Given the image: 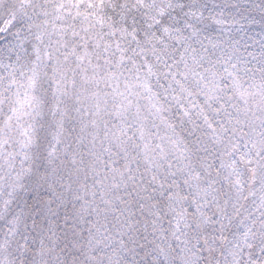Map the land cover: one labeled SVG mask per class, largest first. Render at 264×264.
Instances as JSON below:
<instances>
[{
	"label": "snow or ice",
	"instance_id": "snow-or-ice-1",
	"mask_svg": "<svg viewBox=\"0 0 264 264\" xmlns=\"http://www.w3.org/2000/svg\"><path fill=\"white\" fill-rule=\"evenodd\" d=\"M0 34V264H264V0H0Z\"/></svg>",
	"mask_w": 264,
	"mask_h": 264
},
{
	"label": "trees",
	"instance_id": "trees-1",
	"mask_svg": "<svg viewBox=\"0 0 264 264\" xmlns=\"http://www.w3.org/2000/svg\"><path fill=\"white\" fill-rule=\"evenodd\" d=\"M242 2H243V0H242ZM12 31H15V29H13ZM254 32H255V33H259V28H258V26L255 27ZM0 35H2V34H0ZM256 38L258 39L259 36L257 35ZM8 39H12V37L9 36ZM249 51H252V49L250 48ZM25 195H26V197H27V194H25Z\"/></svg>",
	"mask_w": 264,
	"mask_h": 264
}]
</instances>
